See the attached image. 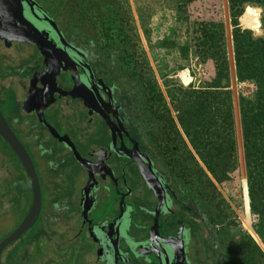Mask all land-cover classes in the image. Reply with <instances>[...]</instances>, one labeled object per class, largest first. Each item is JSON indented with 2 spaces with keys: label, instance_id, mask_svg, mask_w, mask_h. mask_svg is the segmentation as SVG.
I'll return each mask as SVG.
<instances>
[{
  "label": "flooded vegetation",
  "instance_id": "obj_1",
  "mask_svg": "<svg viewBox=\"0 0 264 264\" xmlns=\"http://www.w3.org/2000/svg\"><path fill=\"white\" fill-rule=\"evenodd\" d=\"M29 1L48 15L37 0ZM22 5L28 20L49 33L50 39H58L41 20L42 14L35 20L24 1ZM64 40L73 64H62L55 85L49 76L41 75L44 57L34 45L22 43L30 53L15 66L1 59L0 95L17 103L16 121L9 120L11 130L33 163L41 209L36 223L3 249L0 263L48 264L55 249L63 250L67 244L70 253L92 264H226L213 225L209 189L202 201L193 177L179 181L172 174L148 125L135 121L123 91L100 74L79 47ZM70 64L85 86L93 89L91 94H80L81 100L72 97L79 94L62 93L74 89L69 67L62 70ZM18 82L32 86L28 111L16 99ZM39 109L46 126L39 121ZM0 142L10 149L1 138ZM1 147L0 143V166L7 160L11 170L14 157ZM14 159L32 195L24 169L16 156ZM6 187L4 191L0 187V229L8 217L19 214L15 230L31 205L20 213L18 198L13 204L10 201L16 197L6 199L11 191ZM36 225H40L38 229ZM191 247L194 263L189 258ZM56 264H68L66 257Z\"/></svg>",
  "mask_w": 264,
  "mask_h": 264
},
{
  "label": "trees",
  "instance_id": "obj_2",
  "mask_svg": "<svg viewBox=\"0 0 264 264\" xmlns=\"http://www.w3.org/2000/svg\"><path fill=\"white\" fill-rule=\"evenodd\" d=\"M37 1L61 36L79 47L97 71L123 91L135 121L148 125L151 137L156 146L162 148L164 160L179 181L193 177L196 195L202 201L208 189L217 196L215 184L227 194L233 187L239 189L233 176L237 169V148L224 27L214 19L190 18L188 6L199 0L175 2L176 21L185 32V40L178 46L179 55L185 60L191 57L202 66L210 63L212 75L203 86L190 85L179 90L180 96L172 98L176 122L157 84L145 77L146 62L144 60L142 66L137 55L131 16L119 0ZM227 2L236 82L252 87L250 94H239L238 110L248 205L256 219L254 228L264 244V0ZM138 14L142 21L139 9ZM238 20L248 29H243ZM260 30L262 34L256 36L254 32ZM1 59L2 74L4 62ZM181 79L188 81L185 71ZM0 98V110L12 129L9 120L16 121L17 103L11 97L7 100L0 95ZM178 127L191 150L187 152L190 164L184 161L188 165L182 158L174 157L177 141L183 142ZM11 154L15 158L12 151ZM228 197L231 201V195ZM216 234L226 264H264L263 253L246 232H240L236 245L228 241L232 236L229 228L228 231L217 230ZM234 250H240L239 260ZM242 253L246 256L245 262Z\"/></svg>",
  "mask_w": 264,
  "mask_h": 264
},
{
  "label": "rangeland",
  "instance_id": "obj_3",
  "mask_svg": "<svg viewBox=\"0 0 264 264\" xmlns=\"http://www.w3.org/2000/svg\"><path fill=\"white\" fill-rule=\"evenodd\" d=\"M121 6L131 16L133 32L136 36V44L138 49V57L140 62L145 60L144 74L147 79H153L159 87L162 97L167 105L169 114L176 122L175 108L172 105V98L180 96V89H187L190 85L196 87L203 86L204 81H208L211 78V64L206 63L204 66L200 65L195 59L189 57L183 59L179 55L178 46L181 45L185 40V32L181 29L176 21L175 14V2L176 0H119ZM138 9L142 15V21L138 14ZM190 18L192 20H210L220 21L224 27L226 46H227V57L229 62V73H230V89L232 92L233 99V114L235 121V136H236V148H237V169L234 173L236 177V183L239 189L233 190L227 194L220 186L215 184L217 196L215 193L210 192V208L213 221L215 222L214 229L222 230L225 228L226 231L231 230L232 236L228 241L234 245L239 241L240 232L244 231L251 238L253 243L259 248L264 255V244L259 238L254 225L256 224L255 217L251 214L246 188V176L244 169V157L242 148V137L241 127L239 120L238 110V96L242 94H250L252 87L249 84L240 85L236 82L234 61L232 56V41H231V19L229 16L228 2L227 0H199L188 6ZM239 21V20H238ZM243 29L245 28L241 25ZM256 36H260L262 31L255 33ZM3 40V39H2ZM28 45L11 41H0V58H5L6 63L15 66L19 59L25 58L30 53ZM36 55V54H35ZM30 55V59L33 58ZM38 56L36 55L35 65L38 66ZM28 61H26L27 63ZM31 62V61H30ZM33 63V62H32ZM44 63V62H43ZM143 66V64H142ZM45 68V64L43 69ZM185 71L187 74V82L181 79L182 72ZM10 79L4 81V86H8ZM17 82V81H16ZM32 87V86H31ZM30 82L29 84L17 83V94L16 99L22 104V108L30 110L31 101L33 94L31 93ZM167 90L170 94H168ZM179 129V127H178ZM183 142L177 141V152L174 157H180L183 163L190 164L188 160V151L190 147L187 140L185 139L182 131L179 129ZM4 151L11 156L10 150L2 143ZM1 147V148H2ZM186 161V162H184ZM7 160L4 165L0 166V187L4 191L6 187L8 194L6 199L16 197L11 204L16 203L17 198L20 203L19 209L25 211L31 205V192L26 181L22 170L18 165L17 161L12 158L11 165L12 169L9 170L6 167ZM199 162V161H198ZM186 163V164H187ZM192 163V161H191ZM187 164V165H188ZM200 166L201 163L199 162ZM9 172L7 173V171ZM232 182H230L231 184ZM233 182L232 184H236ZM219 194V195H218ZM229 195L232 200L230 201ZM227 203L228 207L221 203L220 197ZM19 216V214H18ZM11 216L4 223L0 229V238L8 235L14 230V226L18 223L19 217ZM40 226V225H39ZM36 225V229L39 228ZM54 240L59 243L60 238L56 237ZM241 241V238H240ZM64 242V241H63ZM241 250V249H240ZM240 250H234L237 254V259L241 255ZM189 258L192 259L193 263L195 260V254L192 247L190 248ZM242 251V250H241ZM87 251H84L86 253ZM66 257L68 264H92L89 259L81 257H75L69 251V247L65 244L63 250L61 248L55 249L53 257L48 260L51 264L58 263L60 257ZM239 256V257H238ZM194 257V258H193ZM241 258V257H240ZM242 259L245 262L246 256L242 253ZM42 263V262H41Z\"/></svg>",
  "mask_w": 264,
  "mask_h": 264
},
{
  "label": "water",
  "instance_id": "obj_4",
  "mask_svg": "<svg viewBox=\"0 0 264 264\" xmlns=\"http://www.w3.org/2000/svg\"><path fill=\"white\" fill-rule=\"evenodd\" d=\"M22 1L25 2L33 19L38 20V15L42 14L41 9L35 3H31L29 0H0V38L6 41L14 40L19 43H26L29 45L36 46L38 52L44 57L43 62L45 64V68L41 75L45 77L49 76V80L52 82L53 85H55V79L60 73L59 68L62 67V64L66 62H70L73 64V60L65 50L69 46L59 33L56 24L49 18L48 15L42 14L43 16H41L40 18H42L41 20L47 23L49 28L57 36V40L54 38L50 39L49 33L44 32V30L40 31L38 26L34 25L30 20H28L23 13ZM34 8L36 9L35 13ZM57 42L59 43L60 47H57ZM72 64H70V66L63 67L62 70L68 71L69 67L70 71L72 72L71 80L74 85V89H72L70 93L64 91H62V93L79 94L73 95L72 97L81 100L82 96L80 94H91L93 89H89L87 86H85V84L80 80L79 75ZM56 65H58V71L56 70ZM92 79L93 77L92 75H90V80ZM58 90L61 91L60 89ZM38 117L39 121L44 126H46L42 110L40 109L38 111ZM0 138L11 149V151L14 153V155L20 162L22 168L24 169L33 196L32 204L26 217L12 233H10L0 242L1 255L3 249L6 246L15 241L21 235H23L36 223L41 209V191L33 163L26 150L24 149L23 145L20 143V141L17 139V137L7 124L1 111ZM64 139L67 140L71 145L67 137H65ZM73 152H75L74 148Z\"/></svg>",
  "mask_w": 264,
  "mask_h": 264
}]
</instances>
